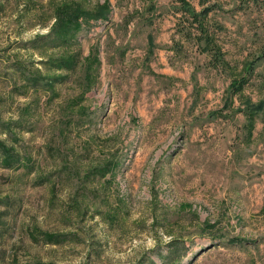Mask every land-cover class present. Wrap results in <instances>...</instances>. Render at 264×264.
Returning <instances> with one entry per match:
<instances>
[{
	"label": "rangeland",
	"instance_id": "rangeland-1",
	"mask_svg": "<svg viewBox=\"0 0 264 264\" xmlns=\"http://www.w3.org/2000/svg\"><path fill=\"white\" fill-rule=\"evenodd\" d=\"M186 1L0 0V264H264V0Z\"/></svg>",
	"mask_w": 264,
	"mask_h": 264
},
{
	"label": "trees",
	"instance_id": "trees-1",
	"mask_svg": "<svg viewBox=\"0 0 264 264\" xmlns=\"http://www.w3.org/2000/svg\"><path fill=\"white\" fill-rule=\"evenodd\" d=\"M179 1V7H180V10L181 12L184 14V15H187L189 17H191L192 20H194V22L197 23V26L199 28V31L200 33L203 34V29H202V21L204 18H206V14L208 13L209 9L208 8H202L199 12H196L193 7L186 1V0H178ZM108 4L104 5V4H100L98 5V8L93 12L91 13V15L89 13H87V11L83 10V9H80V7L75 4L74 7H69L64 16L59 19V21L61 22L62 24V29H61V33L62 35H60V39L62 41V44H70L71 42H73L75 40V33L74 31L76 29H78L80 26V23H79V17H82V18H87V17H105L107 14H108ZM210 43V42H208ZM77 58H78V55L77 54H68V55H61V56H58V59L61 61L62 65H64L65 67L67 68H72L76 65L77 63ZM85 59V67H86V63L87 65L91 63L93 64H99V59L97 56H93V55H87L84 57ZM89 77L93 76V73L91 71V69L89 68ZM91 76V77H92ZM53 77H49V78H46L45 80V83L47 85H54V82H53ZM253 110L255 111H259L261 109H263V102H259L258 104H255L253 107H252ZM110 166V162L109 160H107L106 162L104 163H101L99 164L96 169L98 171V173L100 175H104L106 170H107V167Z\"/></svg>",
	"mask_w": 264,
	"mask_h": 264
}]
</instances>
